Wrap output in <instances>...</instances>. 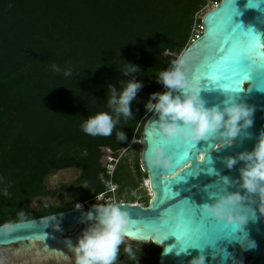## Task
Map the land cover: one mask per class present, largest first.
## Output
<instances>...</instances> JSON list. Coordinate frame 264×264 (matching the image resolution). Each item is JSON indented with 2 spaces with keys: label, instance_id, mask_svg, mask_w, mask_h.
<instances>
[{
  "label": "trees",
  "instance_id": "1",
  "mask_svg": "<svg viewBox=\"0 0 264 264\" xmlns=\"http://www.w3.org/2000/svg\"><path fill=\"white\" fill-rule=\"evenodd\" d=\"M204 6V0H0V224L18 221L21 211L26 220L63 212L103 193L110 156L119 158L117 200L136 189L128 178L143 176L139 140L152 115L144 105L165 91L156 75L201 35ZM127 62L140 72L122 76ZM68 69L73 76L63 75ZM118 77L144 85L133 102L135 119L121 118L111 136L85 134L82 122L108 111L107 86L119 87ZM120 130L124 142L116 139ZM131 153L133 170L126 162ZM69 168L80 171L73 182L46 187L47 177ZM76 189L81 195L70 202L31 207L36 198ZM154 251L146 264H158L162 248Z\"/></svg>",
  "mask_w": 264,
  "mask_h": 264
},
{
  "label": "water",
  "instance_id": "2",
  "mask_svg": "<svg viewBox=\"0 0 264 264\" xmlns=\"http://www.w3.org/2000/svg\"><path fill=\"white\" fill-rule=\"evenodd\" d=\"M248 2L249 0H235L240 15L234 16L233 20L242 26L243 31H252L246 37L253 48L250 74H242L223 83L201 79L211 60H218L222 53L230 58L224 50H230L236 41L233 35L222 30V25L231 9V0H221L203 14V31L186 50L192 55L188 65V77L199 82L200 95L206 106L222 108L227 96L235 97L236 102L254 108L252 126L242 129L231 144L219 137H213L197 142L194 148L185 149L175 143L158 140L153 122L158 120V116L152 114L144 125L139 141L140 167L147 174L152 197L148 205L143 206L117 202L129 216L126 240L151 242L161 247L158 264H190L193 258L201 254L205 255L206 264H264V197L248 194L240 187V169L244 167V162L238 161L231 169L225 164L228 157L235 158L241 152L252 151L260 133L264 132V90H261L264 87V80L261 79L264 76V2L259 8L246 7ZM153 143L164 144L165 150L173 157V168L162 169L147 163L145 153ZM185 152L188 158L181 161L178 156ZM193 170L196 171L195 175H188L178 184L168 183ZM225 178L229 183L224 182ZM234 192L245 197L244 211L249 215L254 212V219H250L241 232H238L236 225L212 218L222 229L223 235L209 238L199 247L184 249L182 241L175 237L167 239L152 223L170 215L169 206L174 203L171 199L174 195L177 199L189 200L202 208L204 204L214 203L220 195ZM92 206H85L80 210L72 207L63 212L26 220L9 233H4L0 227V247L19 246L25 250L42 244L44 255H66L73 252L71 246L76 244L88 227L84 213ZM243 232H247L249 239L255 241L254 249L245 250L239 243ZM50 248H57L58 251H49ZM226 253L228 256L225 259Z\"/></svg>",
  "mask_w": 264,
  "mask_h": 264
},
{
  "label": "clouds",
  "instance_id": "3",
  "mask_svg": "<svg viewBox=\"0 0 264 264\" xmlns=\"http://www.w3.org/2000/svg\"><path fill=\"white\" fill-rule=\"evenodd\" d=\"M264 0H249L246 7L259 8ZM192 55L189 50H183L170 66L156 75L157 83L163 85L164 92H154L150 95L144 107L148 113L158 116L153 121L157 129L158 140L175 143L182 148H189L199 141H206L213 137H219L231 144L242 129L250 128L253 124L254 108L242 102H236L235 97L227 96L223 107H207L205 100L201 98V87L198 81L188 77V65ZM130 67L124 69L122 76L128 77L140 72L136 65L128 63ZM52 70L60 72L61 69L53 65ZM66 77L73 76V71L68 69L63 72ZM126 81V82H125ZM119 87L109 83L107 90L108 111H100L88 116L81 124V130L89 136H111L114 129L125 120L135 119L132 106L137 101L138 92L144 85L135 78L120 79ZM177 93V94H174ZM242 122V123H241ZM119 142L127 140L125 132H116ZM146 161L150 166L162 169L174 167V160L164 147L163 143H153L145 153ZM238 161L244 162L240 169V187L248 194H256L264 197V132L250 152H241L237 157H228L226 166L231 169ZM224 182L229 183L225 178ZM8 195L7 191L3 193ZM245 197L239 192L220 195L214 203L204 204L202 212L205 216L224 221L230 225L238 226L241 232L250 219H254V212L249 215L244 211ZM76 209L83 206L76 204ZM23 211L18 214V221L3 224L4 233L12 232L18 225L26 222ZM84 220L88 227L82 232L76 244L71 246L75 254L74 264H118L121 254L128 258L130 264H139V250H134L131 245H125L129 216L117 202L94 204L84 213ZM71 245V241L68 242ZM239 243L245 250L254 249L255 241L248 237L247 232L242 233ZM167 253V252H165ZM226 253L224 258L226 259ZM190 264H206L205 255L201 254L191 260Z\"/></svg>",
  "mask_w": 264,
  "mask_h": 264
},
{
  "label": "snow or ice",
  "instance_id": "4",
  "mask_svg": "<svg viewBox=\"0 0 264 264\" xmlns=\"http://www.w3.org/2000/svg\"><path fill=\"white\" fill-rule=\"evenodd\" d=\"M238 15L240 13L235 6V0H231V9L222 25V30L233 35L236 41L230 50H224L225 53L229 54L230 58H226L225 54L222 53L218 60H211L201 79L206 78L210 82L223 83L242 74H250L253 48L246 37L251 35L252 31L245 32L240 24L234 22L233 17ZM261 79L264 80V76ZM261 90H264V87ZM191 147L194 148L195 146ZM178 158L181 161H186L188 158L187 152L179 155ZM195 174L196 171L193 170L185 173L184 176L176 177L173 181H168V183L178 184L186 179L188 175ZM171 199L174 203L169 206L170 215L152 222L160 233L166 235L167 239L175 237L176 240L183 242L184 249H188L199 247L209 238H217L223 235L222 229L214 223V220L205 216L202 209L198 208L194 203L186 199H177L175 195Z\"/></svg>",
  "mask_w": 264,
  "mask_h": 264
},
{
  "label": "rangeland",
  "instance_id": "5",
  "mask_svg": "<svg viewBox=\"0 0 264 264\" xmlns=\"http://www.w3.org/2000/svg\"><path fill=\"white\" fill-rule=\"evenodd\" d=\"M212 5L205 9H201V11L198 14V17H201L206 11H208ZM140 141V140H139ZM136 153H131L126 157V162L130 166V169L133 170L135 160H136ZM142 171V170H141ZM80 171L77 168H69L60 170L46 179V187L48 189H56L61 184L69 185L71 182H73L79 175ZM141 179L136 180L138 182L136 189L130 194H126L123 196L122 199H128L129 202H135L142 203L145 205V202H149V200L152 197V191L149 187V180L147 177V174L142 171ZM145 174V176H144ZM81 195V192L76 189L71 192L66 191H59L58 193L54 194L53 196L46 197V198H36L32 203L31 207L34 209H37L41 206L42 203L50 204V205H60L66 202L72 201L74 198ZM153 244V243H152ZM152 244L151 242H141V241H135V240H125V245H122L121 249L123 250L124 246L131 245L134 250H139V261H142L141 264H146L148 261V258L153 256L152 252ZM36 248H40V244L36 245ZM34 250H27L23 252H17L14 253V249L12 246L10 247H0V264H13L19 261H22L23 259H29L34 257ZM128 259V258H127ZM73 259L71 257L62 259H54L49 258L46 260L48 264L50 263H57V264H74Z\"/></svg>",
  "mask_w": 264,
  "mask_h": 264
},
{
  "label": "built area",
  "instance_id": "6",
  "mask_svg": "<svg viewBox=\"0 0 264 264\" xmlns=\"http://www.w3.org/2000/svg\"><path fill=\"white\" fill-rule=\"evenodd\" d=\"M205 1V6L203 7V9L209 7L210 5H212L211 7L215 6L218 4V1L216 0H204ZM200 29H202V27L200 26ZM119 158H113V157H108V163L106 165V170H107V178H106V190L89 199L86 201H79L73 204V207L76 206V204H81L83 207L85 206H91L94 204H105V203H111V202H119V203H125L124 201H118L116 198L117 195V190H118V186L113 182V173L115 170V166L118 162ZM129 204L132 205H142V203H138L137 201L135 202H127ZM76 208V207H75Z\"/></svg>",
  "mask_w": 264,
  "mask_h": 264
},
{
  "label": "flooded vegetation",
  "instance_id": "7",
  "mask_svg": "<svg viewBox=\"0 0 264 264\" xmlns=\"http://www.w3.org/2000/svg\"><path fill=\"white\" fill-rule=\"evenodd\" d=\"M128 181H129L128 182L129 185H133L136 182V180H134L130 176L128 178ZM122 201H124L125 203L129 202L128 199H122ZM155 246H157V245L152 244V247H153L152 252H153V254L155 252L154 251ZM12 248L14 249V253L23 252V251H27V250H31V249H33L35 251L34 252V254H35L34 257L29 258V259H23L22 261H19V262L13 263V264H48L46 262V260L49 259V258L62 259L63 260L64 258H68V257H71L73 259L72 261L74 263V259H75V254L73 252H69L66 255H61V254H58V255H56V254H46V255H44L42 253V244H40V248L39 249H37L36 246L27 248L25 250L22 249L19 246H12ZM121 251H123V250L121 249ZM120 260L121 261H119L118 264H130V263H125V262L129 261V259L125 258L124 254H121ZM50 264H57V263H50Z\"/></svg>",
  "mask_w": 264,
  "mask_h": 264
},
{
  "label": "bare ground",
  "instance_id": "8",
  "mask_svg": "<svg viewBox=\"0 0 264 264\" xmlns=\"http://www.w3.org/2000/svg\"><path fill=\"white\" fill-rule=\"evenodd\" d=\"M263 49H264V47H263ZM49 251L56 252V251H58V249H57V248H50ZM60 251H61V252H64L63 250H60ZM65 253H66V252H65Z\"/></svg>",
  "mask_w": 264,
  "mask_h": 264
}]
</instances>
